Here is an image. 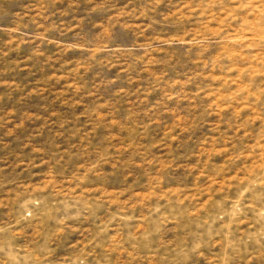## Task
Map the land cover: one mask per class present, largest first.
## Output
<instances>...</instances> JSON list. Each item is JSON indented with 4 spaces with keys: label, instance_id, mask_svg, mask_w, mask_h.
Listing matches in <instances>:
<instances>
[{
    "label": "rangeland",
    "instance_id": "obj_1",
    "mask_svg": "<svg viewBox=\"0 0 264 264\" xmlns=\"http://www.w3.org/2000/svg\"><path fill=\"white\" fill-rule=\"evenodd\" d=\"M0 264H264V0H0Z\"/></svg>",
    "mask_w": 264,
    "mask_h": 264
},
{
    "label": "bare ground",
    "instance_id": "obj_2",
    "mask_svg": "<svg viewBox=\"0 0 264 264\" xmlns=\"http://www.w3.org/2000/svg\"><path fill=\"white\" fill-rule=\"evenodd\" d=\"M182 42V41H181ZM185 42V41H184ZM192 42V41H191Z\"/></svg>",
    "mask_w": 264,
    "mask_h": 264
}]
</instances>
